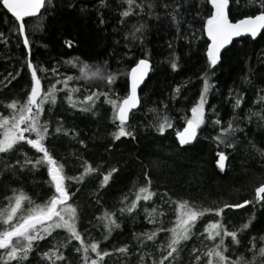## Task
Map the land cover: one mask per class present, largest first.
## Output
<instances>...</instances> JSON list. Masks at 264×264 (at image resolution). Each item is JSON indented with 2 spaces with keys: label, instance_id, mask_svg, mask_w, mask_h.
Returning <instances> with one entry per match:
<instances>
[{
  "label": "trees",
  "instance_id": "16d2710c",
  "mask_svg": "<svg viewBox=\"0 0 264 264\" xmlns=\"http://www.w3.org/2000/svg\"><path fill=\"white\" fill-rule=\"evenodd\" d=\"M229 4L233 21L264 11V0H229ZM127 7L126 0H48L38 17L25 19L31 41L29 54L23 37L15 30V18L0 3V114L12 113L6 107L11 101L26 100L33 83L29 60L39 66L44 91L50 82L81 75L79 65L66 63L73 58L102 68L106 62L107 71L117 75L114 83L74 79L68 81L67 88L63 83L56 84L61 89L56 102L46 103L41 116V123L49 124L45 144L64 165L67 178H79L88 165L95 169L82 179H66L65 183L72 193L69 203L77 206L78 229L85 242L98 241L99 250L109 252L100 264H141V257L143 264H153L154 260L159 264L167 254L170 232L162 231L152 241L142 234L158 227L172 228L178 207L175 202L184 200L197 210L213 211L198 218L191 238L181 243L173 264H194L197 254L201 256L199 264H206L204 253L219 242V237L209 240L205 228L216 221H221L228 231H237L238 244L231 237L225 238V254L233 260L241 255L251 260L252 244L257 249L264 246V206L255 200V189L264 183V120L256 115L264 114V30L257 37L235 40L222 54L220 63L210 70L214 87L205 104L206 123L195 141L181 145L177 133L186 127L191 108L199 102L203 76L209 71V41L205 35L206 18L213 12L209 0H136L132 15L123 17ZM140 24L144 28L133 39L129 33L133 25ZM66 42H71V47ZM146 56L152 62V71L140 91V108L128 123L133 136L114 139L119 121L113 122V108L106 102L107 97L101 95L93 111H81L79 103L73 107L66 99L71 95L74 101H83L91 92L123 98L129 92L130 69ZM173 62L176 69L171 67ZM40 68L49 71L41 72ZM52 68L57 73H52ZM74 88L79 91L73 92ZM237 95L243 101L238 108L234 107ZM165 116L170 117L172 127L160 133L156 125ZM218 117L222 125L213 126L209 121ZM229 120L238 128L230 137L234 148L215 140L222 135L219 128L227 127ZM57 127L61 132H55ZM21 144L18 150L0 154V207L7 205L5 198L12 195L13 189H22L37 204L53 194L46 165L35 170L31 166L24 171L6 169V164L16 160L23 163L24 153L33 159L42 155L26 142ZM221 151L226 156L223 170L219 166ZM112 168L118 171L105 185L103 177ZM148 179L149 191L155 194L147 201L140 194L136 208L129 213L126 209L139 189L147 186ZM245 200L253 203L225 208L221 216L216 215L215 209ZM24 207H28L27 201ZM120 209L125 211L121 213ZM153 209L156 223L149 222ZM105 211L115 213L119 228L108 232L102 219ZM249 221V227L243 229ZM68 238L65 229H56L38 242L25 264H53L42 258V253L56 248L65 259L55 264H84L83 253L75 250L79 241L72 240L67 247H61ZM125 246L127 253L118 251ZM194 248L198 253H193ZM89 257L96 258L95 253L89 251ZM255 264H261L260 258Z\"/></svg>",
  "mask_w": 264,
  "mask_h": 264
},
{
  "label": "snow or ice",
  "instance_id": "6c2138e0",
  "mask_svg": "<svg viewBox=\"0 0 264 264\" xmlns=\"http://www.w3.org/2000/svg\"><path fill=\"white\" fill-rule=\"evenodd\" d=\"M0 2H2L4 8L15 18V30L23 37V44L28 47L29 54H31V41L27 32L25 18L38 17L40 10L46 7L48 0H0ZM126 2L128 7L122 12L123 17L132 15L133 5L136 3V0H126ZM211 4L214 12L207 18L205 25L207 37L210 39V44L206 50L209 71L204 73L202 93L199 97V102L191 108V118L187 119L186 127H184L183 131L177 133L181 145H188L195 141L201 126L206 123L205 104L207 103L209 92L214 87L210 83V70L214 69L220 63L222 50L231 43L234 37H239L242 34H250L252 37H256L258 33L264 30V11H260L258 14L246 15L244 18L233 22V20L229 19L228 15L229 0H211ZM148 6L152 7V5ZM138 7L142 9L143 5H139ZM261 7L264 8V4ZM172 19L179 25L180 21L176 15H173ZM143 28V24L139 26L133 25V31L129 35L133 39H136L138 38L136 33H140ZM35 30L36 28L34 27L33 31ZM0 35H3V33H0ZM66 43L71 47V42ZM66 63L71 64L73 67L79 65L81 75L77 77L66 76L62 81L57 79L55 83L50 82L47 90L44 91L41 77L38 75L39 66L34 65L29 60L27 66L31 70L33 83L26 100L23 103L16 100L11 101L6 107L13 110L12 113L9 116L0 114V128L3 129V136L0 138V154L10 153L14 149L18 150L17 146H22L21 142H26L36 152L42 153L41 156L35 159L28 157L27 153H24L25 159L23 163L20 160H16L12 164H6V169L16 170L18 168L20 171H24L25 168L31 166L35 170L38 167L46 165L48 175L50 176V183L54 189L53 194L42 204H37L32 201L31 197L22 189H13L12 195L5 198L8 201L7 205L0 207V250H3V254L0 255V264H12V262H15V264H25L33 252L34 247L38 246V242L44 240L47 236H51L56 229H65L69 234L67 242L61 245V247H67V244L71 243L72 240L79 241V247H76L75 250L83 253L84 264H100L104 257L109 255V252H101L99 250L98 241H93L90 244L85 242L83 234L78 229L79 216L77 206L74 203H69L72 198V193L65 183L66 179H82L84 175L94 172L95 169L91 165H88L79 178H67L64 174V165L58 163L45 144L49 136V124L47 121L41 123L40 118L44 113V105L46 103L55 104L56 102L57 93L61 90L56 88V84L63 83L64 87L67 88L68 81L74 79H102L107 84H111L115 82L117 75L107 71L106 62L103 68L80 61L78 57ZM171 67L176 69L177 64L173 62ZM150 68L151 63L147 56L138 61L136 66L131 70L130 93L123 98L116 96L113 99L108 93L91 92L84 97L83 101H74L71 95H67L66 99L73 107H76L77 103H79L81 105V111H93L101 95L107 97L106 102L113 108V122L119 121L117 131L113 133L114 139L119 140L121 137L133 136L134 133L128 124L129 113L140 104L137 88L144 80ZM39 70L41 72L49 71L43 68ZM50 71L57 73L56 68H52ZM72 91L76 92L79 89L74 88ZM179 92L180 88L177 87L176 93L178 94ZM242 103V99L237 95L234 101V107L238 108ZM256 115H259L264 120V114L256 113ZM209 122L213 126H220L223 123L219 117L215 121ZM170 127H172V123L168 116H165L156 125L157 131L160 133H163ZM219 131L222 135H217L215 140L220 144H225L226 147L234 148L235 144L230 137L238 131V128L233 127V120L227 121V127H220ZM55 132H61V128L57 127ZM26 133L29 135H26ZM31 134H34L35 138H32ZM81 143L83 142L81 141ZM261 154L264 155V152ZM218 155L220 157L219 166L223 170L226 156L222 151ZM117 171L118 169L116 168L108 171L103 177V183L106 185L112 177V174ZM150 185L151 180L148 179L147 186L139 189V194L136 195L131 206L126 209L129 213L136 208L137 203L141 199L140 194H143L142 198L145 201L149 200L155 194L149 191ZM255 200L261 203V206H264V183L255 189ZM25 201L28 203L27 208L24 207ZM175 203L178 207L176 209V222L172 228L164 229L163 227H158L150 233L142 234L146 240L152 241L155 240L160 232H170L167 254L162 256L159 264H165V261L173 264L179 253L181 243L191 238L192 229L198 218L202 217L206 212L213 211L212 209L197 210L187 200L176 201ZM250 203H253V201L245 200L243 203L234 205L225 204L223 207L215 209V212L217 216H221L225 208H242L245 204ZM124 211L125 209H120L121 213ZM156 214V209H153L149 213V216L152 217L149 220L150 223H156L154 218ZM158 214L163 215V212ZM102 219L106 221L104 226L108 232H111L113 227H120L116 222L115 213L105 211ZM250 223L251 221L244 224L243 229H247ZM205 232L208 233L207 238L209 240L215 241L219 237V242L204 253L207 257L206 264H255L257 258H260L261 264H264V246L257 249L254 243L250 249L252 252L251 260L245 259L242 255L234 260L227 256L225 254L228 251L225 245V238L231 237L235 244H238L239 240L237 239V231H228L227 227L221 221L209 223L205 228ZM261 240H264V237H261ZM89 251L95 253L96 258H90ZM118 251L127 253L128 248L125 246L118 249ZM192 251L193 253H198V249L194 248ZM53 257L55 260H53ZM42 258L53 261V264H55V261L65 259L62 254H59V248L42 253ZM200 260L201 256L199 254L195 255L194 264H199ZM141 264H143V257H141ZM153 264H157V262L154 260Z\"/></svg>",
  "mask_w": 264,
  "mask_h": 264
},
{
  "label": "water",
  "instance_id": "95a60500",
  "mask_svg": "<svg viewBox=\"0 0 264 264\" xmlns=\"http://www.w3.org/2000/svg\"><path fill=\"white\" fill-rule=\"evenodd\" d=\"M1 4H2V2H0ZM2 6H3V4H2ZM4 7V6H3ZM6 11H8L6 8H4ZM43 10V8L40 10V13H41V11ZM229 10H230V4H229V8H228V15H229ZM9 12V11H8ZM10 13V12H9ZM11 14V13H10ZM12 15V14H11ZM40 15V14H39ZM28 18H32V17H26L25 19H28ZM229 19H230V17H229ZM231 20V19H230ZM233 22H235V21H233ZM263 31V30H262ZM261 31V32H262ZM261 32L260 33H258L257 34V36H259L260 34H261ZM205 35H206V38H207V40L209 41V44H210V39L207 37V34H206V30H205ZM256 36V37H257ZM244 37H252L250 34H242L241 36H239V37H234L233 38V40L231 41V43L230 44H228L226 47H225V49H223L222 50V52H221V56H222V54L224 53V51L226 50V49H228L229 47H231L232 46V44H233V42L235 41V40H238V39H242V38H244ZM208 44V45H209ZM138 63V62H137ZM136 63V64H137ZM150 63H151V68H150V70L148 71V73H147V75L145 76V78H144V80L142 81V83H140L139 85H138V88H137V93H138V96H139V98H140V91H141V89L143 88V86L145 85V83L147 82V80H148V78H149V76H150V74H151V71H152V62L150 61ZM136 64L132 67V68H134L135 66H136ZM132 68L130 69V71H129V74H128V81H129V92H128V94L130 93V90H131V70H132ZM42 88H43V90H44V86H43V84H42ZM140 105H141V98H140V104L137 106V108H134V109H132V111L129 113V119H128V123H129V121H130V118H131V116H132V114L134 113V112H136V111H138V109L140 108ZM245 205H247V204H245Z\"/></svg>",
  "mask_w": 264,
  "mask_h": 264
},
{
  "label": "rangeland",
  "instance_id": "374dc122",
  "mask_svg": "<svg viewBox=\"0 0 264 264\" xmlns=\"http://www.w3.org/2000/svg\"><path fill=\"white\" fill-rule=\"evenodd\" d=\"M209 4H210V6H211V8H212V11L214 12V9H213V6H212V4H211V0H209ZM208 12V11H207ZM213 12H212V14H213ZM207 14H210L209 12L207 13ZM211 15V14H210ZM209 15V16H210ZM209 16H207V18L209 17ZM204 17V16H203ZM205 17H206V15H205ZM204 17V18H205ZM207 18H206V20H207ZM205 25H206V23H205ZM205 112H206V108H205ZM190 118H191V116H190ZM41 119V118H40ZM2 136H3V129L2 128H0V138H2ZM3 254V250H0V255H2Z\"/></svg>",
  "mask_w": 264,
  "mask_h": 264
}]
</instances>
